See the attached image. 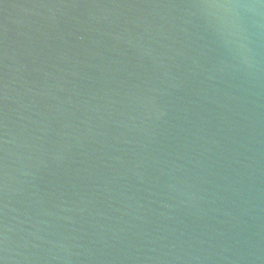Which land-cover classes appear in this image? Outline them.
I'll list each match as a JSON object with an SVG mask.
<instances>
[{"label": "water", "instance_id": "95a60500", "mask_svg": "<svg viewBox=\"0 0 264 264\" xmlns=\"http://www.w3.org/2000/svg\"><path fill=\"white\" fill-rule=\"evenodd\" d=\"M0 264H264V3L0 0Z\"/></svg>", "mask_w": 264, "mask_h": 264}, {"label": "clouds", "instance_id": "9594fccd", "mask_svg": "<svg viewBox=\"0 0 264 264\" xmlns=\"http://www.w3.org/2000/svg\"><path fill=\"white\" fill-rule=\"evenodd\" d=\"M261 3H264V0H260Z\"/></svg>", "mask_w": 264, "mask_h": 264}]
</instances>
